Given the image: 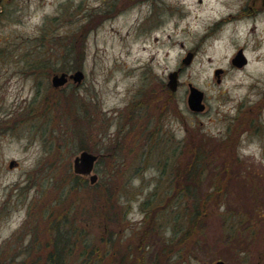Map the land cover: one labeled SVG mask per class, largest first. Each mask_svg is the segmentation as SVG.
<instances>
[{
    "label": "rangeland",
    "instance_id": "374dc122",
    "mask_svg": "<svg viewBox=\"0 0 264 264\" xmlns=\"http://www.w3.org/2000/svg\"><path fill=\"white\" fill-rule=\"evenodd\" d=\"M240 49L241 67L233 62ZM77 70L81 81L52 86L54 74ZM191 85L203 93L201 110L189 105ZM83 137L102 163L94 183L74 171ZM57 145L65 153L53 152ZM198 150L209 166L196 194L232 182L199 231L183 229L189 264H264V0H0V264L27 250L35 261L61 212L102 232L112 211H101L105 197L115 200L105 233L136 257L139 232L173 203V181L184 180ZM220 214L243 218L236 235L224 233Z\"/></svg>",
    "mask_w": 264,
    "mask_h": 264
},
{
    "label": "trees",
    "instance_id": "16d2710c",
    "mask_svg": "<svg viewBox=\"0 0 264 264\" xmlns=\"http://www.w3.org/2000/svg\"><path fill=\"white\" fill-rule=\"evenodd\" d=\"M79 67L81 66H78V68ZM65 98V102H69L71 100V98ZM48 104H52L53 106V100H48ZM55 104H57V101ZM85 104L87 103H84V106ZM81 113L84 112L81 111ZM82 115L85 116V114ZM85 139L86 137H83L81 149H95L94 145H85ZM52 148H54L53 152H61L60 154L65 153V151H63V145H57ZM69 151L70 149L67 153ZM201 152V150L196 152L199 155H197L195 159L193 158L194 163L190 162L186 164L185 167H188L185 171V175H183L184 180L173 181L174 186L173 189H171L173 194H175L171 197L173 203L170 204L166 201L164 205L161 206V211L164 212V214L161 215L158 223L154 222L155 219L153 221L152 218H150L149 221L154 225L152 227L148 226L146 229L144 228L142 232H139L137 237L138 249H136V257H134V255L132 256L134 253L127 248L126 251L128 250V252L126 254H122L125 252V249L124 251L118 248L115 249L116 245H119L118 243L121 240V236L114 232L111 233L115 234V236L111 235V233L106 234L107 225L103 221H105L108 217L110 221V216H108L110 214L114 216L113 212L115 209V200L112 197H105L109 202L107 206L105 205L103 206V209L101 208V211L103 212V210L107 209L108 206L112 209V211L107 209L108 212L106 214L104 210V217L100 222V224H103L104 226L102 232L92 235L88 233V231H86L81 224L77 223L74 214L66 215V213L61 212L58 218L54 220L49 219L47 229L50 231L51 235L43 243L46 248H44V250L41 251V254L37 255L35 261L33 260L30 264H123L125 256H129L131 258L129 264H189L186 257L187 254H189L188 250L186 251L183 247H181L183 244L181 237L184 234L183 229H191V232L195 230L199 231L202 228L204 220L208 219L210 213L209 209L205 210L207 206L213 204L212 199H217L216 201L220 199L225 202L227 197L225 187L227 184L230 185L232 182L227 181L226 183H223L222 180L214 181L212 187L215 195H210L206 192L196 194L194 190H200L201 181H197L195 178H198V175H200L199 170L202 167L206 166L205 168H207L209 166L208 162H205L206 158L201 156ZM236 158L235 162L239 163V154L236 155ZM99 164L102 163L99 161ZM230 165V161H228V163L221 167V169H223L224 176L228 175V170L231 168ZM195 166H198V168L196 169ZM101 170L103 171L102 167ZM172 174L173 173H171V175ZM175 175L173 176L175 177ZM75 178L78 185H82L88 190H92L96 187V185L91 184L88 180H86V178H82L81 175H76ZM153 199L154 198L152 196V198L146 203V206L149 209L145 210L146 212L148 211L149 214L152 212V210H150V204H152ZM157 210L160 211V207H158ZM43 211L45 212L43 217L47 218L49 214H47L46 205H44ZM171 211L173 212V218L164 219L163 217L165 212ZM49 212H52V210H49L48 213ZM219 216L221 217L223 225L228 223L227 229L221 226L224 233L236 235L238 232L237 227H239L243 218L241 217L238 220L231 214L226 216L224 214H220ZM167 222H169V226L171 225V235L168 238L164 237V231L162 229L166 226L165 224ZM157 237L162 238L161 247L154 249L153 245L155 244L153 243H155V240H158ZM196 242L197 241L194 243ZM162 243H164L163 246ZM32 245L33 244H29L26 249H29ZM27 255H29L28 250L19 256V259L21 260H19L16 264H28L27 262L30 260H28ZM122 255L124 256L121 257ZM243 261H247L246 257Z\"/></svg>",
    "mask_w": 264,
    "mask_h": 264
},
{
    "label": "water",
    "instance_id": "95a60500",
    "mask_svg": "<svg viewBox=\"0 0 264 264\" xmlns=\"http://www.w3.org/2000/svg\"><path fill=\"white\" fill-rule=\"evenodd\" d=\"M192 59V55L189 54L187 59L185 60L186 64ZM234 64L238 66H243L247 63V57L244 54L243 50L240 49L236 56L233 58ZM220 69L216 70V73H220ZM84 76L82 70H77L75 73L69 74L67 72H63L62 74H55L53 76V83L55 86H62L65 82L70 78L74 80L81 81ZM170 77V87L172 90H175L177 86V77L178 71H173L169 75ZM203 93L193 85H191V93L189 95V105L193 109H203L204 104L202 103ZM98 159V155L92 153L88 150H83L78 156H76L74 160V171L77 174H85L90 176V181L94 183L97 180L98 175L96 173H92L94 169V165L96 160ZM13 164V163H12ZM204 264H210L208 262H204ZM215 264H226L223 260H218Z\"/></svg>",
    "mask_w": 264,
    "mask_h": 264
},
{
    "label": "flooded vegetation",
    "instance_id": "af4514ba",
    "mask_svg": "<svg viewBox=\"0 0 264 264\" xmlns=\"http://www.w3.org/2000/svg\"><path fill=\"white\" fill-rule=\"evenodd\" d=\"M255 4H256V2H254ZM259 3V2H258ZM55 75V74H54ZM53 78V77H52ZM69 79H71L70 77H69ZM53 80V79H52ZM53 82V81H52ZM67 83H69V81L68 82H66L65 84H67ZM64 84V85H65ZM64 85H62V86H64ZM52 86L56 89V90H60V89H62V86H55V84L54 83H52ZM84 150H87V149H84ZM83 151V150H82ZM89 151V150H88ZM90 152H92V151H90ZM92 153H94V152H92ZM96 154V153H95ZM98 155V159H99V154H97ZM98 159L96 160V162H95V165H94V169H93V172L92 173H96V172H94V170H97V162L99 163V161H98ZM97 174V173H96ZM98 175V174H97Z\"/></svg>",
    "mask_w": 264,
    "mask_h": 264
}]
</instances>
